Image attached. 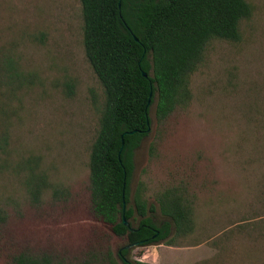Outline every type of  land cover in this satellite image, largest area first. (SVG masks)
<instances>
[{
	"label": "rangeland",
	"instance_id": "1",
	"mask_svg": "<svg viewBox=\"0 0 264 264\" xmlns=\"http://www.w3.org/2000/svg\"><path fill=\"white\" fill-rule=\"evenodd\" d=\"M241 40L213 39L190 102L134 152L131 201L188 185L192 232L128 248L149 264H264V0H246ZM106 104L84 46L80 0H0V264L31 249L71 260L127 239L92 212L90 157ZM188 183V184H187ZM134 227L138 221L131 219Z\"/></svg>",
	"mask_w": 264,
	"mask_h": 264
},
{
	"label": "trees",
	"instance_id": "2",
	"mask_svg": "<svg viewBox=\"0 0 264 264\" xmlns=\"http://www.w3.org/2000/svg\"><path fill=\"white\" fill-rule=\"evenodd\" d=\"M80 1L86 56L106 93L90 157L91 208L116 236L127 239V245L116 254L106 246L99 256L86 254L75 260L25 249L10 264H149L130 262L127 247L159 242L173 246V226L177 235L193 231L186 185L156 196L161 214L170 219L160 227L150 215L155 206L142 196L143 184L135 195V208H128L134 152L151 131V107L156 103V118L162 123L186 106L192 98L191 77L201 65L207 45L213 39L240 41V23L252 15L246 0ZM124 217L134 231L124 225ZM7 219L0 207V225ZM131 219L138 221L137 227Z\"/></svg>",
	"mask_w": 264,
	"mask_h": 264
},
{
	"label": "water",
	"instance_id": "3",
	"mask_svg": "<svg viewBox=\"0 0 264 264\" xmlns=\"http://www.w3.org/2000/svg\"><path fill=\"white\" fill-rule=\"evenodd\" d=\"M136 40H138V39L136 38ZM143 75H144V77H146V78L149 77V75H148L146 72H144ZM130 134H134V132H131ZM124 136H125V135L122 136V147H121V152H122L123 147H124V144H125V142H124ZM124 208H126L125 203H124ZM123 221H124V225H125L126 227H129L132 231H134V229H133V228L131 227V225H130L129 220H127L126 217H124ZM133 247H139V243L131 244V245H129L127 248H133Z\"/></svg>",
	"mask_w": 264,
	"mask_h": 264
},
{
	"label": "crops",
	"instance_id": "4",
	"mask_svg": "<svg viewBox=\"0 0 264 264\" xmlns=\"http://www.w3.org/2000/svg\"><path fill=\"white\" fill-rule=\"evenodd\" d=\"M188 184V183H187ZM187 186V199L189 200L190 198H189V196H188V190H189V187H188V185H186ZM189 203H190V205H192L191 204V202H190V200H189ZM191 209H192V211H193V208L191 207ZM193 217H194V211H193Z\"/></svg>",
	"mask_w": 264,
	"mask_h": 264
}]
</instances>
